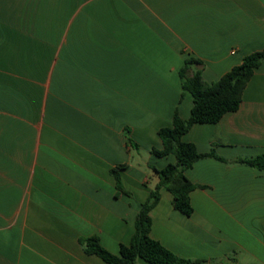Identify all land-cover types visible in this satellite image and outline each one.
<instances>
[{
    "label": "crops",
    "instance_id": "obj_1",
    "mask_svg": "<svg viewBox=\"0 0 264 264\" xmlns=\"http://www.w3.org/2000/svg\"><path fill=\"white\" fill-rule=\"evenodd\" d=\"M263 48L264 0H0V264H108L80 240L129 245L151 167L176 162L153 153L158 132L191 115L185 60L213 83ZM183 140L227 163H194V212L164 194L151 237L206 264H264V171L236 163L264 154V62L237 111ZM122 164L130 195L116 196Z\"/></svg>",
    "mask_w": 264,
    "mask_h": 264
},
{
    "label": "trees",
    "instance_id": "obj_2",
    "mask_svg": "<svg viewBox=\"0 0 264 264\" xmlns=\"http://www.w3.org/2000/svg\"><path fill=\"white\" fill-rule=\"evenodd\" d=\"M263 62L264 48L247 55L240 65L233 67L218 81L208 83L202 77V62L192 57L185 60L180 70V78L183 89L193 97L191 115L185 120L176 112L173 125L161 128L158 132L163 148L153 150V153L159 157L175 155L176 162L163 169L151 167L158 181L137 215L135 233L129 245H121L120 253L116 255L108 251L97 236H91L80 240L86 254L96 255L108 264H137L138 259L150 264H206V260L179 257L154 240L150 235L152 227L150 213L163 195L168 194L174 209L188 216L192 215L194 208L191 203V193L198 186L188 179L186 171L203 158H215L224 163H227V160L214 152L199 153L196 145L185 142L183 137L195 124H215L226 113L237 111L249 80ZM130 145L134 148L138 147L131 140ZM236 163L264 171V154L240 159ZM127 168L128 165L122 164L111 169L118 190L116 196H119V193L130 195L124 189L121 177V171Z\"/></svg>",
    "mask_w": 264,
    "mask_h": 264
}]
</instances>
